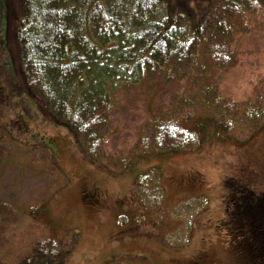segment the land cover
Wrapping results in <instances>:
<instances>
[{
  "label": "rangeland",
  "instance_id": "obj_1",
  "mask_svg": "<svg viewBox=\"0 0 264 264\" xmlns=\"http://www.w3.org/2000/svg\"><path fill=\"white\" fill-rule=\"evenodd\" d=\"M172 1L197 9L189 0ZM258 4L260 12L253 11L231 44L235 64L215 71L213 82L223 98L251 100L253 84L264 74V0ZM8 12L15 29L20 0H0V200L20 214L45 201L52 221L77 235L68 264H104L112 257L143 264H264V223L255 207L264 206V131L243 146L210 133L198 150L153 153L139 158L132 172L109 170L87 159L70 132L24 92L6 49ZM187 85L188 77L172 71L149 73L142 86L122 87L101 132L107 147L132 149L153 92L158 90L157 112ZM45 152L48 161L41 160ZM152 166L159 167L164 190L163 208H152L153 214L133 189L135 175ZM234 201L238 209L254 204L253 213H245L254 225L241 232L234 225ZM17 220L7 238L22 252L33 231L26 237L28 220Z\"/></svg>",
  "mask_w": 264,
  "mask_h": 264
},
{
  "label": "trees",
  "instance_id": "obj_2",
  "mask_svg": "<svg viewBox=\"0 0 264 264\" xmlns=\"http://www.w3.org/2000/svg\"><path fill=\"white\" fill-rule=\"evenodd\" d=\"M258 1L189 0L195 11L176 7L172 0H20L21 20L15 29L13 15L7 13L10 67L24 92L54 124L69 130L87 159L117 173L132 172L139 158L153 153L160 157L198 150L210 133L243 146L264 131V74L254 82L247 101L223 98L213 80L215 71L235 64L231 44L253 11L260 12ZM172 71L188 77L182 94L175 93L168 106L154 112L155 90L138 143L128 152L110 150L101 132L115 95L122 87L142 86L149 73ZM49 156L45 152L41 160ZM48 171L52 176L51 168ZM160 182L157 166L133 180L141 204L152 214V208L158 213L163 208ZM233 203L239 232L254 225H248L245 216L253 213L254 204L247 203L242 211ZM45 205L29 204L20 214L0 200V264H68L77 235L52 221ZM262 205L255 207L264 223ZM20 217L29 222L25 236L33 231L22 252L20 244L7 238L17 219L27 221ZM108 259L103 263L143 264Z\"/></svg>",
  "mask_w": 264,
  "mask_h": 264
},
{
  "label": "flooded vegetation",
  "instance_id": "obj_3",
  "mask_svg": "<svg viewBox=\"0 0 264 264\" xmlns=\"http://www.w3.org/2000/svg\"><path fill=\"white\" fill-rule=\"evenodd\" d=\"M194 264H201V263L200 262H196V263L194 262Z\"/></svg>",
  "mask_w": 264,
  "mask_h": 264
}]
</instances>
